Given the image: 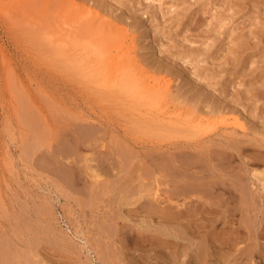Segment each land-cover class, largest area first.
I'll list each match as a JSON object with an SVG mask.
<instances>
[{"label":"bare ground","instance_id":"obj_1","mask_svg":"<svg viewBox=\"0 0 264 264\" xmlns=\"http://www.w3.org/2000/svg\"><path fill=\"white\" fill-rule=\"evenodd\" d=\"M227 3L231 16L247 6L260 15L220 58V42H211L210 52L169 40L159 21L153 24L156 9L143 0H0L8 43L34 70L46 72V88L53 91L46 98L63 112V136L81 141L83 149H96L87 140L105 147L84 161L91 181L112 177L108 187L120 186L112 195L105 190L109 198L102 202L113 204L111 215L104 210L105 218L87 221L83 232L66 224L54 228L46 217V244L59 246L62 264H254L255 258L264 264V0ZM206 7L180 17L174 12L167 26L184 25V17L199 22ZM223 18L210 15V32L224 25ZM163 37L173 44L159 46ZM85 105L88 111L79 110ZM51 115L48 138L57 128V114Z\"/></svg>","mask_w":264,"mask_h":264},{"label":"rangeland","instance_id":"obj_2","mask_svg":"<svg viewBox=\"0 0 264 264\" xmlns=\"http://www.w3.org/2000/svg\"><path fill=\"white\" fill-rule=\"evenodd\" d=\"M157 1L158 0L153 1V2L150 0H147V1L143 0V4L145 5L149 3L152 5V8L154 10L156 9V14L158 15V17L156 15L157 18L156 20H154L153 24L154 26H156L155 24L156 23L158 24V21H159L160 27L162 25V27L165 28L164 29L165 36L166 37L170 36L169 37L170 39L168 38L169 40H172V42L174 41V43H178L181 45L185 44L184 45L185 47L187 45L191 47H195V48L198 46L200 49H204L205 47L209 46L210 52H214V48L212 47L214 42L216 43L220 42L219 49H221L222 53L219 52L220 50L216 52V55L220 56V58L221 56L226 55V52H227L226 48L232 46L229 43L230 40L235 41L236 40L235 36L236 37L240 36L239 34L241 33L247 34L248 30L253 28V23H254V20L256 19V16H258V14L260 15L258 8L254 9L253 7H251L253 9L250 10V7L247 6L249 9H245V11L242 10L238 15L231 16L232 8L227 3L228 0H200V1L198 0H162L163 5H160V3ZM143 4L142 6H140L141 8L140 10H142V7L144 6ZM169 5H170V8H168ZM203 5L205 7L207 5L208 8L207 7L205 8L206 13L204 14L199 13L200 18H201L199 22H197L196 20H195L196 22L194 21L195 16L187 22L185 20L186 18L184 17L182 19L183 22H185L184 25H180V27L177 24L173 26H167V24L170 23V21L172 20L171 17L175 16V13H178L179 17L183 13H189V15H191L192 11L196 10V8L204 7ZM161 8H163L162 11H160ZM180 8L181 9L183 8V9L181 10ZM185 10L187 11L185 12ZM210 15L211 16L214 15L215 17H218L219 15L222 18L224 17L223 18L224 25H222V27H220L219 29L217 28L216 30V32L218 31L217 33L210 32L212 25L215 24V20H210ZM2 19L3 17L0 16V40H1L0 41V53H2L0 54L2 55L1 57L2 59L0 58V63L2 62L0 64L2 68V69L0 68L1 69L0 70V260H2L0 264H23V262L24 264H52V263L59 264L60 262L62 264V261L59 260L61 257L60 255H62V254L59 255V252H58L60 251L58 250L59 246H57L58 248L55 247L57 248L56 250L54 247H50V245L46 244V241H47L46 238L48 237L47 236L48 232L50 234V230L46 224V217L51 216L53 218L54 228L59 227V225L66 224V225H69L70 229H73L76 226V229L77 228L80 229L79 231L85 230L84 227H86L87 221L89 222V221H92L93 219L98 220L97 218L101 220V218H105L104 215L107 213V212L105 213L107 209H108V213H110L111 215L112 209L110 208L112 206L110 205H113V204L110 202V205H109L107 201L106 203L108 204L102 201L107 200V198H109V195H112V192H111L112 190H114V193H115L118 185L113 184L111 187H108L107 181L110 180L109 178L112 179V177H103V179H99L95 182L91 181L88 175L89 172L84 166V161L85 159L93 158L94 156H95L94 158L96 159L97 157L95 154L99 155L101 152H104L105 147L102 148L101 143H99L98 141L94 142L93 140H87V143L85 145H88L89 143L96 144L95 145L96 149H94L93 151L86 149V148L83 149L84 147L81 141L79 142V140L77 141V139L73 137L69 138V137H66L65 135L63 136V133H61V130H59L61 126V122H59V120L61 119V115L63 112L61 111V109L57 110V107H58L57 105H54V107L57 106L55 107L56 109H54L48 104V101L50 100L49 99L50 93H52L53 91L46 88V72L34 70L33 69L34 64L31 63L30 60H27L24 57L22 58L18 50L14 48V46L8 43V39L6 38V35H5L4 26L2 24L3 22ZM171 28L173 29L171 30ZM176 31L178 32V35H175ZM183 31L185 32L183 33ZM167 32H169V34ZM214 33L215 35H217V37L214 35ZM183 36H186L187 39L192 40L194 44H191V43L188 44L187 42L182 41L181 39ZM166 37H163L164 38L163 41H162L163 38L161 39V41L158 40L157 44H159L158 42H160L162 46H163V43L165 45H172L173 43L169 41ZM204 37H207L208 39ZM249 41L253 42V39ZM211 42H213V44H211ZM227 43L229 44L228 46H227ZM161 44H159V46ZM162 46L160 48H162ZM179 49H181V47ZM222 50H225V51H222ZM200 58L202 57L200 56ZM3 60H5L4 61L5 63L3 62ZM208 61L210 62L211 59L209 58ZM179 62L183 63L181 60ZM4 66L5 67L10 66L11 69H8L10 68L8 67V68H5L4 70ZM41 67L44 68L43 66ZM187 68L190 69V66L188 65ZM13 69H16V71H9ZM4 71L5 73L7 72V75L2 76L4 74ZM10 72H13V73H10ZM10 75L13 76L14 78L11 77ZM1 76L4 77V79L6 80V85L10 83L8 85V88L10 86V89H12V91L9 90L10 94L8 92L6 93L5 90L3 89L4 88L3 86L5 85V83H2V82H4L5 80ZM8 76L11 77V80L9 78V81H10L9 83L7 81ZM15 81L17 84H15ZM18 81H19V85H23V86L16 87L18 85ZM236 81H239V78ZM24 89L26 91H24ZM17 91H21L23 93V96H21L22 94L19 95ZM13 92L17 94H14ZM25 93L28 95H26ZM56 94L59 96L62 94V92L56 91ZM46 96L49 100H47ZM20 97H21V101L24 104L28 103L27 104L28 106L21 103ZM8 98L9 100L10 99L11 100L9 101ZM12 98L14 99L12 100ZM17 100L20 101L18 103L22 104L21 107L26 106L25 107L26 111L23 110L24 108L20 107V104L17 103ZM46 107L50 109H47ZM86 107H89V106L85 105L84 107H80L79 110H81L82 112L88 111ZM52 108L53 110H51ZM16 109L18 111L19 109H22V110H20L19 112L18 111L16 112ZM46 109L50 111L45 112L47 111ZM24 112L27 113V115L24 114ZM28 112H30L29 115H28ZM48 113L49 115H51L52 113L51 115L52 117L57 114L54 119L52 118V120H53V123H55V127L58 128V131H57V128H55V132H54L55 135L52 138L50 137L48 138V135H46V133L48 134L47 129L49 127L48 123L46 122V114ZM30 114L31 115L33 114L34 117L30 116ZM38 114H40V116ZM22 115H24L26 118L28 117L27 120ZM19 117L22 120H18ZM23 117L25 119H23ZM15 118L18 121H20V123L17 122V120L15 121ZM29 121L33 122V124L28 123ZM227 121H230V120H227ZM17 123H19V125ZM21 124L23 125V127ZM28 125H29L28 127L29 129L32 126L30 130L26 128ZM42 131L44 132V134ZM35 134L37 135L36 137H35ZM45 136L47 137V139ZM24 137L26 138V140H24L25 139ZM38 137L40 138L38 139ZM22 139L24 140V142ZM38 141L42 145H40ZM54 141L56 143H54ZM52 142L54 146L52 145ZM57 151L58 153H56ZM90 151L92 152V154ZM18 153H20V157L22 160H20ZM44 153H46L48 156ZM77 155L79 156V158H77L78 157ZM78 160H81V162ZM65 161H69V163ZM79 167L82 170H79L80 169ZM113 172H115V170L112 171V173ZM148 178H150V176ZM90 183H92L91 186H90ZM103 187L105 189H103ZM105 190L107 193H109V195L106 194ZM115 198H117L116 194H115ZM147 198H151V197L149 196ZM125 207H124V210L126 213L123 212V214L127 215L128 210H126V208L128 206L126 208ZM84 209H86V211ZM46 212H48V214ZM49 214H52V215H49ZM101 215L103 216L101 217ZM236 217L238 216H235L234 222H236V219H237ZM219 225H221V223L220 224L218 223V226ZM234 225L236 226L237 223H235ZM21 230H23L22 231L23 233H20ZM80 234L81 232L78 233V235ZM260 242L264 243L263 237L260 238ZM237 244L234 246L235 248H239L240 246H242V244L244 245V241L241 240ZM15 254L19 255L20 259H17L15 257L16 256ZM55 255H58V256H55ZM54 257L55 258L57 257L56 259L59 258L58 259L59 261L56 260ZM257 259L256 258L254 259L253 261L254 264L260 263L259 258ZM242 262L247 263V261L245 260Z\"/></svg>","mask_w":264,"mask_h":264}]
</instances>
